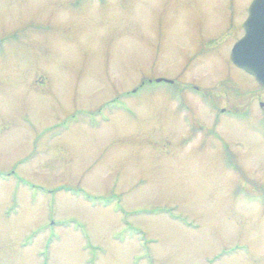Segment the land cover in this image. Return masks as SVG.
Segmentation results:
<instances>
[{"label": "rangeland", "instance_id": "rangeland-1", "mask_svg": "<svg viewBox=\"0 0 264 264\" xmlns=\"http://www.w3.org/2000/svg\"><path fill=\"white\" fill-rule=\"evenodd\" d=\"M251 2L0 0V264H264Z\"/></svg>", "mask_w": 264, "mask_h": 264}, {"label": "water", "instance_id": "water-1", "mask_svg": "<svg viewBox=\"0 0 264 264\" xmlns=\"http://www.w3.org/2000/svg\"><path fill=\"white\" fill-rule=\"evenodd\" d=\"M242 28L243 35L233 44L228 57L264 88V0H252Z\"/></svg>", "mask_w": 264, "mask_h": 264}]
</instances>
